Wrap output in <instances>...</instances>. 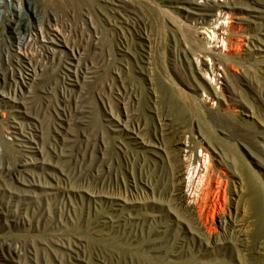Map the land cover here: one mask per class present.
Wrapping results in <instances>:
<instances>
[{"label": "rangeland", "instance_id": "374dc122", "mask_svg": "<svg viewBox=\"0 0 264 264\" xmlns=\"http://www.w3.org/2000/svg\"><path fill=\"white\" fill-rule=\"evenodd\" d=\"M6 1L0 264H264V0H225L236 44L220 54L213 103L194 63L204 51L193 40L196 5L30 0L38 20L22 7L36 40L24 48L34 75L15 58L17 11ZM160 122L211 161L210 186L222 183L225 205L209 234L200 231L215 239L228 228L220 219L236 218L243 262L235 245L210 249L157 206L172 175Z\"/></svg>", "mask_w": 264, "mask_h": 264}, {"label": "bare ground", "instance_id": "6f19581e", "mask_svg": "<svg viewBox=\"0 0 264 264\" xmlns=\"http://www.w3.org/2000/svg\"><path fill=\"white\" fill-rule=\"evenodd\" d=\"M40 1L43 4L57 6H62L69 2V0ZM183 1L196 5V10L200 12L198 14L200 17H197L199 20L196 18V26L193 28V40L196 44L201 43L204 51L202 55H197L194 59V63H196L203 81L211 86V92L209 91L206 95V100L213 103L214 97H216L217 94L215 91V84L218 83L219 77L221 76L219 71L223 70L222 72L225 73V69H221L220 65V67L218 66L220 63V54L228 56L230 54L231 46L236 44L233 42L232 36L228 34V31H231L233 28L231 25L232 12H230V9L232 8L225 0ZM10 2L11 9L17 11V18L12 21L11 17H7L6 20L9 22L12 21L9 28L13 33L15 32L19 41L18 45L21 46H15V52L20 55L15 56V58L23 64V66H25L24 64H27L25 69L31 71V73L35 75L37 61L35 59V54L27 51L26 46L24 48V45H27L32 40L35 41L36 38L31 36V32L29 31V20L22 7L23 5H27L33 17L38 20L35 6L31 5L32 1L30 0H10ZM118 2H120V0H118ZM7 8V1L0 0V10L2 9V13L0 11V16L2 18L6 17L5 11ZM52 28L53 31L60 35L62 40H64L62 34H60L55 27ZM49 30L52 31L51 28ZM49 34L51 33L48 31L47 35ZM56 38H58V36ZM259 41H261V39H259ZM255 47L256 45H253V48ZM209 56H212L213 58L212 63H209ZM0 74L2 75V73ZM29 76L31 77L25 78L21 75L22 83H24V79L32 80L33 75ZM212 78L213 83L210 82V79ZM28 85L30 86V83H28ZM0 95L2 98L6 96L4 92L0 93ZM10 99L11 98L8 97L7 100ZM159 120L161 119L159 118ZM166 125V123L160 122L161 130L159 135L161 140L168 145L166 155L172 168V175L170 178V187L168 188L164 202L158 203L157 206L161 209L167 208L169 212H172L175 215L176 220L187 226L189 233L192 234L193 232H197V238L200 242H203V244L210 249H216V245L218 244L225 245L230 243L235 245L239 260L243 262L241 250L237 248V245L241 244L240 237L243 233H241L240 229L236 228V218L230 217L229 221H226L224 218L220 219V221L218 220L219 223H223L224 225L228 224V228L224 230L223 236L216 237L215 239L200 231V229L203 228L209 234L210 228L212 227L210 221H213L214 215L217 214V212L219 213V211L222 210V207H224V187L221 182H218L216 183V186L214 185L215 189L211 188V161L209 158L203 152H200V154H194V145L184 140L180 135L181 133L174 132L170 127H165ZM127 137L134 144L142 143L137 140L136 135H127ZM22 165H26V162ZM71 190L72 189H65L66 192ZM90 194L95 196L99 195V193L94 191H91ZM122 202L123 204L126 203V201ZM99 222L100 224L107 223L104 219Z\"/></svg>", "mask_w": 264, "mask_h": 264}]
</instances>
